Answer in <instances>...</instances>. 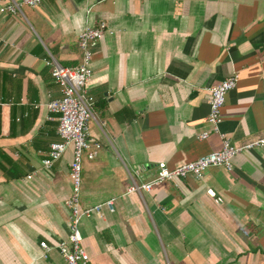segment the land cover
Wrapping results in <instances>:
<instances>
[{"label":"crops","instance_id":"0c3cea01","mask_svg":"<svg viewBox=\"0 0 264 264\" xmlns=\"http://www.w3.org/2000/svg\"><path fill=\"white\" fill-rule=\"evenodd\" d=\"M0 14V264H65L72 148L40 168L59 140L46 104L60 96L45 59L77 66V36L102 21L93 48L96 157L81 164L80 206L113 199L81 221L85 264H264V146L127 193L168 168L221 148L207 129L208 90L239 74L220 130L233 145L264 137V0H41ZM141 166H143L141 168ZM31 174V178L26 176ZM211 188L214 196L206 193ZM45 241L46 255L39 242Z\"/></svg>","mask_w":264,"mask_h":264},{"label":"built area","instance_id":"2783aa9c","mask_svg":"<svg viewBox=\"0 0 264 264\" xmlns=\"http://www.w3.org/2000/svg\"><path fill=\"white\" fill-rule=\"evenodd\" d=\"M41 0H0V14H17L22 5L36 7ZM106 24L102 21L96 25H86L77 36V45L81 51V59L77 66L65 67L60 65L51 56L45 59L50 76L59 86L60 96L50 100L46 104L47 119L55 118L57 121L56 134L59 140L48 145L45 156L40 160V168L48 169L58 161L67 146L72 148V159L68 165V177L70 182V194L65 200V208L68 211L69 231L65 239L59 241L56 248L63 257L65 264H85L88 255L82 248L81 221L84 216L99 212L102 207L113 211V199L106 200L92 207L80 206V184L82 160H92L96 157L100 144L89 135V123L95 120L94 98L88 92L87 83L92 76L93 48L106 33ZM3 38L0 36V43ZM239 74L235 71L229 77L221 80L208 90V114L205 118L207 129L197 134V139L204 140L211 133L217 134L221 139V148L200 155L195 160L182 163L176 167L168 168L165 162L157 164L154 176L146 182L137 184L132 180L127 193L141 194L149 191L153 186L164 182H174L177 179L193 177L201 180L204 172L210 167H223L227 171L232 170V158L239 152L264 146V137L246 142L241 145H233L228 136L220 130L222 121V108L227 93L234 89L238 83ZM31 178V174L26 176ZM210 196H214L211 188L206 190ZM43 250L42 256L48 250L45 241L39 242Z\"/></svg>","mask_w":264,"mask_h":264},{"label":"water","instance_id":"95a60500","mask_svg":"<svg viewBox=\"0 0 264 264\" xmlns=\"http://www.w3.org/2000/svg\"><path fill=\"white\" fill-rule=\"evenodd\" d=\"M143 166H141V168H142Z\"/></svg>","mask_w":264,"mask_h":264}]
</instances>
